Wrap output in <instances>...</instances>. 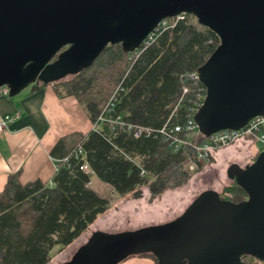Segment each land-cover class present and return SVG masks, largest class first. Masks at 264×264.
Masks as SVG:
<instances>
[{
	"label": "water",
	"instance_id": "obj_1",
	"mask_svg": "<svg viewBox=\"0 0 264 264\" xmlns=\"http://www.w3.org/2000/svg\"><path fill=\"white\" fill-rule=\"evenodd\" d=\"M179 14L194 15L220 39L197 70L207 88L195 116L201 132L240 129L263 114L264 0H0V87L16 96L79 72L110 45L135 52L162 20ZM228 176L245 200L207 189L172 221L94 237L73 264H118L144 252L157 254L159 264H249L245 255L264 261V150L245 167L231 165Z\"/></svg>",
	"mask_w": 264,
	"mask_h": 264
},
{
	"label": "trees",
	"instance_id": "obj_2",
	"mask_svg": "<svg viewBox=\"0 0 264 264\" xmlns=\"http://www.w3.org/2000/svg\"><path fill=\"white\" fill-rule=\"evenodd\" d=\"M219 44L212 30L201 25L194 15L185 14L140 55L126 52L120 44L110 45L95 62L69 79L41 85H52L60 96H75L95 123L121 83L124 92L120 110L126 119L159 128L187 85L189 92L178 111L179 119H184L199 86H204L196 85L188 76L208 60ZM57 58L58 55L53 61ZM38 88L40 85L34 84L33 90ZM79 144L85 148L96 177L121 196L156 178L167 187L172 179L174 186H181L192 176L185 169L194 160L192 151L175 153L159 138H134L99 128L87 134L72 132L63 136L51 155L62 160ZM212 160L213 157L209 161ZM71 164L69 168L67 163L58 162L51 184L40 179L24 183L18 174L10 175L0 191V264H49L110 208L111 200L90 186L91 177L79 169L80 163L71 160ZM232 181L220 192L222 198L245 200V190ZM55 247L58 249L52 254ZM137 254L159 264L153 252Z\"/></svg>",
	"mask_w": 264,
	"mask_h": 264
},
{
	"label": "crops",
	"instance_id": "obj_3",
	"mask_svg": "<svg viewBox=\"0 0 264 264\" xmlns=\"http://www.w3.org/2000/svg\"><path fill=\"white\" fill-rule=\"evenodd\" d=\"M33 86L27 87L16 96H0V115H17L0 134V191L12 174H18L19 179L24 183L40 179L51 184L52 177L57 171V164L51 155L54 146L69 133L87 134L93 129L92 120L75 96H60L52 85L40 84V88L36 90H33ZM247 145L249 144L240 140L231 146L219 149L214 153L213 160L221 155L236 156L245 150ZM232 163L230 162L229 165ZM235 163L245 167L238 162ZM100 230L93 229L86 237L87 231L77 240V246L75 242L55 259L68 253L74 245L75 251L80 250L97 233L104 232ZM108 232L113 234L112 231ZM119 232L114 231V233ZM123 263L155 264L151 257L141 255Z\"/></svg>",
	"mask_w": 264,
	"mask_h": 264
},
{
	"label": "built area",
	"instance_id": "obj_4",
	"mask_svg": "<svg viewBox=\"0 0 264 264\" xmlns=\"http://www.w3.org/2000/svg\"><path fill=\"white\" fill-rule=\"evenodd\" d=\"M184 18L185 14H179L175 17L162 20L149 34L141 48L132 53L140 55V53L153 44L163 32L174 27L179 20ZM188 79L193 81L196 85H199V83L203 84L200 80L198 71L189 74ZM123 92L124 87L119 83L96 122L93 123V128L107 130L113 134H126L134 138H159L166 142L175 153L182 150H190L194 154V160L187 165L191 171H195L199 164L208 162L217 150L231 146L240 140L245 141L249 145L252 142L258 141L262 145L261 151L264 150V113L252 118L240 129L228 128L222 129L210 136L203 135L195 116L203 106L207 97V88L205 85L199 86L196 98L191 100V106L187 109L186 115L181 121L178 112L180 103L189 92V87L185 85L179 103H177L169 118L159 128L138 125L126 119V116L120 110ZM9 95L10 88L8 85L0 87V96ZM16 117L17 115H0V134L4 132L8 124ZM54 160L57 164V169L58 162L60 161L67 163V166L71 168V160H76L80 163L79 169L81 171L85 172L90 177L94 174L93 169L87 161V153L82 144H79L70 155L62 160Z\"/></svg>",
	"mask_w": 264,
	"mask_h": 264
},
{
	"label": "rangeland",
	"instance_id": "obj_5",
	"mask_svg": "<svg viewBox=\"0 0 264 264\" xmlns=\"http://www.w3.org/2000/svg\"><path fill=\"white\" fill-rule=\"evenodd\" d=\"M71 75V73H68L57 78V82L69 79ZM37 84H42V81L37 82ZM261 148L262 145L258 141H255L247 145L245 150L242 151V149H240L242 152L236 156L233 154L226 156L221 155L216 160L199 164V170L191 171L188 166H186L185 169L189 173H192V176L181 186H174L172 184L174 180L171 178L172 183L164 187L159 183L160 180L156 178L151 181L149 185L132 191L124 196L119 195L110 184L99 180L96 175L93 174L90 186L102 197L110 199L111 206L106 212L99 216L95 225L85 236L88 237L87 234L93 229H101L100 231H104L97 233L96 236H98L105 235L109 233L108 231H112L111 233L113 234L114 231L130 232L146 226L164 224L174 220L179 217L191 202L203 191L215 188L221 192L224 187L232 184L233 181L228 176V169L231 165L236 164L235 162L243 166L253 163L261 152ZM230 162L233 163L229 165ZM74 246H72V249H69L68 253L66 252L59 259H55L70 246L63 252L58 253L49 264L75 263L79 258L80 250L75 251L73 249ZM57 249L58 247H55L52 254L56 252ZM135 256H138V254L128 256L120 261L119 264H124L123 262ZM245 261L249 264H264V262L253 257H249Z\"/></svg>",
	"mask_w": 264,
	"mask_h": 264
},
{
	"label": "flooded vegetation",
	"instance_id": "obj_6",
	"mask_svg": "<svg viewBox=\"0 0 264 264\" xmlns=\"http://www.w3.org/2000/svg\"><path fill=\"white\" fill-rule=\"evenodd\" d=\"M54 74H55L54 72L51 73V75H54ZM249 257H253V256L245 255V256L242 257V261H243V262H247V261H245V259H247V258H249ZM253 258H255V257H253ZM255 259H257V258H255ZM257 260H259V259H257ZM260 261H261V260H260ZM262 262H264V261H262ZM247 263H248V262H247Z\"/></svg>",
	"mask_w": 264,
	"mask_h": 264
}]
</instances>
